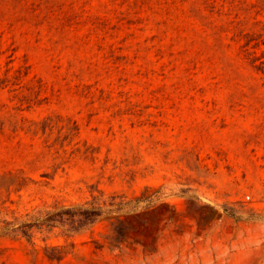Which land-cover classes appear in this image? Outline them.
<instances>
[{
  "label": "rangeland",
  "instance_id": "obj_1",
  "mask_svg": "<svg viewBox=\"0 0 264 264\" xmlns=\"http://www.w3.org/2000/svg\"><path fill=\"white\" fill-rule=\"evenodd\" d=\"M6 222L0 264H264V0H0Z\"/></svg>",
  "mask_w": 264,
  "mask_h": 264
},
{
  "label": "trees",
  "instance_id": "obj_2",
  "mask_svg": "<svg viewBox=\"0 0 264 264\" xmlns=\"http://www.w3.org/2000/svg\"><path fill=\"white\" fill-rule=\"evenodd\" d=\"M63 214H68L67 211L60 212L59 214H56L55 216H61ZM101 214V211L98 210L97 208H91L90 211H86L85 215L83 217L88 220L92 221L96 217H98ZM54 219L52 218H46L44 219V223L49 224V222H53ZM32 224L31 223H21L17 226H15L14 223L6 222L4 227H1L0 232L3 234H12V235H17L21 234L24 236L27 240H30L31 235L29 234V229L31 228ZM49 251V253H48ZM50 251H56V255H51ZM64 254L63 251L59 248L56 247H50L47 248V253L46 257L49 260H56L60 261L63 258Z\"/></svg>",
  "mask_w": 264,
  "mask_h": 264
}]
</instances>
